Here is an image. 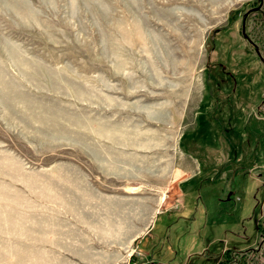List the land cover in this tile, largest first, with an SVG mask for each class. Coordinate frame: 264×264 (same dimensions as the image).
<instances>
[{
	"label": "rangeland",
	"instance_id": "1",
	"mask_svg": "<svg viewBox=\"0 0 264 264\" xmlns=\"http://www.w3.org/2000/svg\"><path fill=\"white\" fill-rule=\"evenodd\" d=\"M0 264H264V0H0Z\"/></svg>",
	"mask_w": 264,
	"mask_h": 264
},
{
	"label": "crops",
	"instance_id": "2",
	"mask_svg": "<svg viewBox=\"0 0 264 264\" xmlns=\"http://www.w3.org/2000/svg\"><path fill=\"white\" fill-rule=\"evenodd\" d=\"M198 172H199V170H198V166H195V168H193V173H192V175L189 176L188 178H186V179L182 182V184H183L184 186H186V189L189 187L190 183L196 178ZM186 189H185V190H186ZM184 200H185V194L183 195L182 198H179V204H178V206H179V205H182V207H183ZM178 206H177V207H178ZM177 207H175V208H177ZM175 208H173V209H175ZM173 209H169V210L161 211V212H158V214H156V216L154 217V221L152 222L151 228L149 229V232H151V234H152V229H153V227H154V225H155V222H156V220L159 218L160 214L163 213V212H171ZM151 234H150V235H151ZM142 253H143V252L141 251L140 254H142ZM145 254H146V252H145L144 254H142V255H145ZM150 263H151V262H150Z\"/></svg>",
	"mask_w": 264,
	"mask_h": 264
},
{
	"label": "trees",
	"instance_id": "3",
	"mask_svg": "<svg viewBox=\"0 0 264 264\" xmlns=\"http://www.w3.org/2000/svg\"><path fill=\"white\" fill-rule=\"evenodd\" d=\"M263 0H258V3H260V2H262ZM257 4V1H256V3H255V5ZM261 229V227H260V222L258 223V230H260Z\"/></svg>",
	"mask_w": 264,
	"mask_h": 264
}]
</instances>
